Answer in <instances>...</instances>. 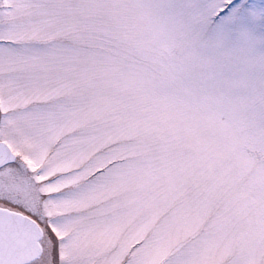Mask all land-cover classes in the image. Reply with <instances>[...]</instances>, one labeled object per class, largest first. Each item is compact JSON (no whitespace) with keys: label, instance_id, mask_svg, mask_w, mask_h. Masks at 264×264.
I'll list each match as a JSON object with an SVG mask.
<instances>
[{"label":"snow or ice","instance_id":"snow-or-ice-1","mask_svg":"<svg viewBox=\"0 0 264 264\" xmlns=\"http://www.w3.org/2000/svg\"><path fill=\"white\" fill-rule=\"evenodd\" d=\"M0 264H264V0H0Z\"/></svg>","mask_w":264,"mask_h":264}]
</instances>
